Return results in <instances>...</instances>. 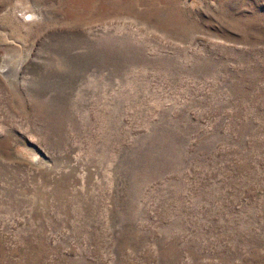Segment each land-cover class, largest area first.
Masks as SVG:
<instances>
[{
    "label": "rangeland",
    "instance_id": "obj_1",
    "mask_svg": "<svg viewBox=\"0 0 264 264\" xmlns=\"http://www.w3.org/2000/svg\"><path fill=\"white\" fill-rule=\"evenodd\" d=\"M0 264H264V0H0Z\"/></svg>",
    "mask_w": 264,
    "mask_h": 264
},
{
    "label": "water",
    "instance_id": "obj_2",
    "mask_svg": "<svg viewBox=\"0 0 264 264\" xmlns=\"http://www.w3.org/2000/svg\"><path fill=\"white\" fill-rule=\"evenodd\" d=\"M33 159H35V158H33Z\"/></svg>",
    "mask_w": 264,
    "mask_h": 264
}]
</instances>
